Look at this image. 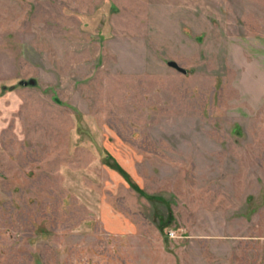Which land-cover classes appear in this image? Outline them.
<instances>
[{
	"label": "rangeland",
	"instance_id": "374dc122",
	"mask_svg": "<svg viewBox=\"0 0 264 264\" xmlns=\"http://www.w3.org/2000/svg\"><path fill=\"white\" fill-rule=\"evenodd\" d=\"M0 264H264V0H0Z\"/></svg>",
	"mask_w": 264,
	"mask_h": 264
},
{
	"label": "water",
	"instance_id": "95a60500",
	"mask_svg": "<svg viewBox=\"0 0 264 264\" xmlns=\"http://www.w3.org/2000/svg\"><path fill=\"white\" fill-rule=\"evenodd\" d=\"M168 64L170 65V66H172V67H175V68H177L178 70H180V71H182L183 73H187V70L184 68V67H182V66H180L179 64H178V62H176V61H174V60H170L169 62H168ZM23 85H29V84H36V80L35 79H31L30 81H22L21 82Z\"/></svg>",
	"mask_w": 264,
	"mask_h": 264
},
{
	"label": "built area",
	"instance_id": "2783aa9c",
	"mask_svg": "<svg viewBox=\"0 0 264 264\" xmlns=\"http://www.w3.org/2000/svg\"><path fill=\"white\" fill-rule=\"evenodd\" d=\"M183 232H184L183 229H170L168 231V235L172 238H179L184 236Z\"/></svg>",
	"mask_w": 264,
	"mask_h": 264
}]
</instances>
